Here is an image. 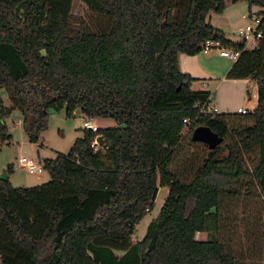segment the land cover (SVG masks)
Listing matches in <instances>:
<instances>
[{"label": "trees", "instance_id": "16d2710c", "mask_svg": "<svg viewBox=\"0 0 264 264\" xmlns=\"http://www.w3.org/2000/svg\"><path fill=\"white\" fill-rule=\"evenodd\" d=\"M72 1L0 0V143L10 142L5 119L15 110L31 144L50 111L115 126L82 130L66 155L44 160L43 185L0 180V264H239L212 234L237 185L264 194V12L261 38L248 48L207 21L229 0H82L110 21L101 33L82 23L73 30ZM254 4L264 8V0ZM208 40L240 51L226 79L255 82L253 112H200L211 95L189 89L193 79L179 70L178 55H197ZM200 126L221 145L209 150L184 136L185 127L190 135ZM192 146L205 150L198 163L189 160ZM163 187L157 217L132 243ZM199 233L207 240H196Z\"/></svg>", "mask_w": 264, "mask_h": 264}, {"label": "rangeland", "instance_id": "374dc122", "mask_svg": "<svg viewBox=\"0 0 264 264\" xmlns=\"http://www.w3.org/2000/svg\"><path fill=\"white\" fill-rule=\"evenodd\" d=\"M250 6V15H257L264 12V8L258 4H250L239 1L232 6L226 4L221 14L210 13L207 17L208 23L219 28L227 37L237 39L235 32L238 27L248 23L242 19V15H249L246 8ZM241 7L245 8L244 11ZM244 12V13H243ZM71 23L75 30L81 23L86 26L88 31L94 33L106 32L110 28V21L104 17L91 13L83 4L82 0H73L71 7ZM254 45L248 44V48ZM1 97L5 106H9L5 90L1 91ZM82 116L77 113L68 118L65 111H50L47 128L40 134L37 144L28 142L23 131V116L18 110L11 113L5 119L7 134L10 135V142L0 143V167H4L0 174L11 168V178L9 182L14 188H32L43 185L49 181L46 171L42 174L31 175L21 166L20 159H33L42 163L47 159H54L58 154L66 155L72 147L74 141L83 135L81 128ZM93 123L99 129L112 128L115 123L111 119L97 118ZM236 123L247 126L250 123L242 120H231V124ZM187 127L183 134H187ZM225 143V141H224ZM223 143V144H224ZM202 146L189 147L187 153L191 161L197 163L204 155ZM256 162L255 156L247 158L248 168H252ZM243 183L236 186L239 194L225 197L219 212V229L212 234L219 238L226 247L232 252L234 259L239 264H264V194L250 183ZM167 188H159L153 209L139 222L132 236V243L142 240L145 235L149 222L156 218L166 197ZM207 233H199L196 240L205 241Z\"/></svg>", "mask_w": 264, "mask_h": 264}, {"label": "crops", "instance_id": "0c3cea01", "mask_svg": "<svg viewBox=\"0 0 264 264\" xmlns=\"http://www.w3.org/2000/svg\"><path fill=\"white\" fill-rule=\"evenodd\" d=\"M227 4H231L230 1ZM235 4L231 5L235 6ZM244 9L241 7L242 11ZM246 10L249 12V15L252 13L250 6ZM248 16L242 15V19L245 20L244 18ZM229 39L237 41V39ZM233 63L234 61L219 56L217 50H211L207 54L200 52L194 56L178 55L179 70L193 79L189 85V89L192 92L210 93L211 99L207 113L239 114L242 109L251 113L256 108L257 87L254 81L226 79V75ZM77 113L80 112H75L74 115ZM3 168V166L0 167V171ZM7 175L9 181L11 174Z\"/></svg>", "mask_w": 264, "mask_h": 264}, {"label": "built area", "instance_id": "2783aa9c", "mask_svg": "<svg viewBox=\"0 0 264 264\" xmlns=\"http://www.w3.org/2000/svg\"><path fill=\"white\" fill-rule=\"evenodd\" d=\"M248 21L244 26H240L237 28L235 32V36L237 37V41L243 42L246 46L248 44L256 45L258 40L261 38V32L259 29L261 18L257 15H249L248 17L244 18ZM253 46V47H254ZM211 50H217L219 56L223 58H227L232 61H236L240 55V51L224 48L221 47L217 42L213 41H206L204 42L202 46L201 53L207 54ZM208 105H204L200 112L201 113H207ZM248 114L247 110H240L239 115L245 116ZM183 124L185 126H189L192 124V122L189 119H184ZM81 128L84 131H91L96 133L99 128L96 127V125L93 123L92 118H87L85 116H82V122H81ZM98 137L95 138L94 145L98 146L97 142ZM21 166L31 175H38L42 174L45 170L43 168L42 163H39L38 161H34L33 159H26L22 158L20 159ZM148 212V210H146Z\"/></svg>", "mask_w": 264, "mask_h": 264}, {"label": "water", "instance_id": "95a60500", "mask_svg": "<svg viewBox=\"0 0 264 264\" xmlns=\"http://www.w3.org/2000/svg\"><path fill=\"white\" fill-rule=\"evenodd\" d=\"M231 4H235L239 1H248L254 4L256 0H229ZM191 141L194 143H200L205 145L209 150H213L217 146L221 145L223 138L218 137L207 127H196L191 133ZM0 180L7 181L8 175L5 171L0 174Z\"/></svg>", "mask_w": 264, "mask_h": 264}]
</instances>
